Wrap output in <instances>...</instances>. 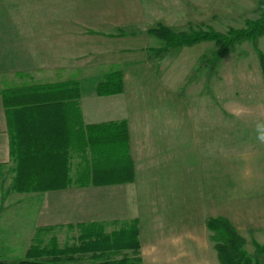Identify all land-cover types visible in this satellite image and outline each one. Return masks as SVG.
<instances>
[{
  "label": "crops",
  "instance_id": "obj_1",
  "mask_svg": "<svg viewBox=\"0 0 264 264\" xmlns=\"http://www.w3.org/2000/svg\"><path fill=\"white\" fill-rule=\"evenodd\" d=\"M143 8L141 0H131L119 14L91 16L86 13L76 22H66L74 26L30 25L31 21H24L20 26L24 29L6 32L80 33L78 28L88 23L115 25L120 24L118 19L121 23H132L133 19L141 22ZM37 23H41L40 18ZM122 31L124 36L114 33L108 36L112 47L116 40L125 37L126 30ZM202 43L174 49L162 58L153 57L148 46H116L120 53L104 65L100 78L96 79L100 74L96 71L95 75L94 68L86 74L92 77L83 78V81L91 82L88 92L82 90L79 67L64 68L60 54H57L60 63L51 66L14 61L5 69L0 68V217L9 207V198L13 194L40 198L30 200L34 218L33 222H28L32 229L26 232V240L30 244L36 229L41 227H51L55 231L63 225L92 222L119 224L120 227L134 221L138 230L139 264H221L206 226L207 219L211 217L226 218L244 238V232L252 235L254 231H261L258 234L260 237L253 235L251 242L264 241V142L258 139L264 134V127H257L264 123L176 121L175 90L183 88L185 80L174 78L173 73L169 80V75L164 77L165 73L157 65L167 62L171 58L168 56L177 51ZM155 46L159 45L155 42ZM103 64L96 68H102ZM200 68L203 69L202 66ZM204 69L207 70V67ZM115 70L122 73V92L98 95L95 90L97 83ZM158 77L163 81H159ZM73 81L80 85V95L60 100L62 105L55 104L59 108L56 114L60 117L64 113L66 118L65 125L63 123L65 145L76 143L79 122L84 127L123 122L128 131L132 180L86 186L71 181L61 189L12 191L10 187L18 165L12 156V146L21 143L26 148L24 151H36L42 144L40 138L45 134L42 132L45 127L43 123L36 122L31 129L25 123L15 128L12 124L13 128H10L1 91ZM180 94L184 97L186 91L182 90ZM34 98L40 97L34 95ZM62 134L63 127L54 133L56 139ZM57 144L63 145L55 141ZM68 154L67 176L73 180L80 168V158L71 149ZM28 162L33 163L29 170L38 176L54 170L45 167L42 164L45 161L39 155ZM225 177L231 179L224 181ZM239 219H246L247 230L239 224ZM2 222V226L14 234L11 227L17 225L16 221L6 219ZM83 261L89 262L88 254ZM261 264H264L262 259Z\"/></svg>",
  "mask_w": 264,
  "mask_h": 264
},
{
  "label": "rangeland",
  "instance_id": "obj_2",
  "mask_svg": "<svg viewBox=\"0 0 264 264\" xmlns=\"http://www.w3.org/2000/svg\"><path fill=\"white\" fill-rule=\"evenodd\" d=\"M130 1L0 0V68L5 69L14 61L32 65L38 62L51 66L58 63L61 56L64 68L79 67L78 78L82 90L88 92L91 82L83 81V78L92 77L91 74H86L94 69L95 75L96 71L100 74L96 79L100 78L105 70L104 65L109 64L110 60L120 53L116 46H148L147 49L151 54L154 48H159L161 42L147 32L149 28L156 27L159 22L174 31L211 28L226 32L228 28L243 27L245 20L256 19L261 12H264V0H141L144 5L141 12L144 17L141 22L133 19L132 23H121L122 21L118 19L120 24L115 25L88 23L78 28L81 30L80 33L72 34L6 32L24 29L20 27L21 22L24 21H31L30 25L74 26L75 24L66 22H76L86 13L91 16L99 13L117 12L119 14ZM38 18L41 20L39 24ZM6 20L8 22H5ZM118 28L126 30V34L125 37L116 40L112 47L108 36L113 35L110 33L122 36ZM145 32L149 35L144 34ZM155 42L159 45L158 47L155 46ZM257 45L264 53V35L258 39ZM216 48L213 42L202 43L177 51L168 56L171 58L167 62L157 64L165 73L164 77L169 75V80L172 73L174 78L179 77L185 80L183 88L175 90L176 121L264 123V80L253 45L250 42L236 45L223 55L213 71L208 68L205 70L204 65L210 64ZM206 61L208 63H205ZM100 63L104 64L102 68L97 69ZM173 63L174 66H172ZM201 66L203 69L200 68ZM167 71H169L168 74H166ZM158 80L163 81L162 78ZM181 89L185 90L186 94L189 91V94L184 96L186 98L181 96ZM224 132L229 133L231 130H224ZM229 179L231 178L225 177L224 181ZM38 196L41 197V195ZM31 199L40 200V198H31L28 194H13L9 198V207L1 214L0 230H4L0 231V260L2 261L11 262L24 258V253L30 244V241L26 240V232L32 229V225L28 222L34 221ZM6 219L16 221L17 225L11 227L14 234L2 226V221ZM239 224L247 230L246 219H239ZM118 228L119 224H110L106 225L105 230L110 232ZM259 233L254 231V234L252 232V235H249L244 232L246 241L244 248L252 257H256V254L251 239L254 236L260 237ZM53 234L56 235L60 247L71 244L77 236V232L67 228L66 225L56 228ZM258 242L264 244V241ZM257 258L260 262L262 259L264 263L263 255Z\"/></svg>",
  "mask_w": 264,
  "mask_h": 264
},
{
  "label": "trees",
  "instance_id": "obj_3",
  "mask_svg": "<svg viewBox=\"0 0 264 264\" xmlns=\"http://www.w3.org/2000/svg\"><path fill=\"white\" fill-rule=\"evenodd\" d=\"M119 32L124 35L122 30ZM147 32L161 42V46L154 48L152 53L153 57L158 58L166 56L174 49L213 42L217 48L213 51L210 64L204 65L210 71L215 69L229 49L243 42H250L257 54L264 80V53L257 45L258 39L264 35V12L256 19L245 20L243 27L228 28L226 32L211 28L174 31L162 23L149 28ZM95 90L98 95L122 92L121 71L115 70L106 74L104 80L97 83ZM1 95L8 110L10 128H13L12 124L15 128L25 123L31 129L35 127L36 122L43 123L45 127L42 130L45 134L40 138L42 144L36 151H24L26 148L21 143L12 146V156L18 164L10 187L12 191L61 189L71 181L86 186L118 184L132 180L128 131L123 122L90 124L85 127L79 122L76 143L65 145L66 118L63 117L64 113L60 117L56 114L59 108L55 104L62 105L59 101L68 99L71 95L73 98L79 96L80 85L77 82L45 83L20 89L7 88L1 91ZM34 95L40 98L36 99ZM54 101L57 103H51ZM80 117L79 113V121ZM60 121L61 124L58 125ZM62 127L63 134L56 139L54 133ZM55 141H60L63 145H55ZM69 149L80 158V168L73 180L67 176L66 160ZM38 155L43 157L45 162L42 164L45 167L54 169L50 174L38 176L29 170L33 163L28 160H34ZM206 226L211 232L221 264H261L257 256H264V244L251 242L256 254V257H252L244 248L245 238L226 218H208ZM66 227L77 232L76 239L71 244L60 247L56 235L53 234V228H37L23 259L11 262L0 260V264H139L138 230L134 221L110 232H106V223L103 222L80 223ZM87 254L89 262L83 261Z\"/></svg>",
  "mask_w": 264,
  "mask_h": 264
},
{
  "label": "clouds",
  "instance_id": "obj_4",
  "mask_svg": "<svg viewBox=\"0 0 264 264\" xmlns=\"http://www.w3.org/2000/svg\"><path fill=\"white\" fill-rule=\"evenodd\" d=\"M257 127H258V128H260V127H264V125H260V124H258ZM258 139H259L261 142H264V134H261V135L258 137Z\"/></svg>",
  "mask_w": 264,
  "mask_h": 264
}]
</instances>
